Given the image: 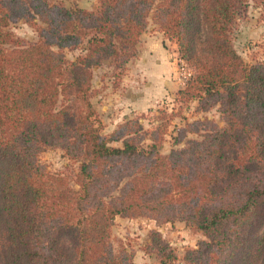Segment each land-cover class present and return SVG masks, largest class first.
I'll use <instances>...</instances> for the list:
<instances>
[{
	"label": "trees",
	"instance_id": "obj_1",
	"mask_svg": "<svg viewBox=\"0 0 264 264\" xmlns=\"http://www.w3.org/2000/svg\"><path fill=\"white\" fill-rule=\"evenodd\" d=\"M263 2L99 0L90 10L0 0V264H135L133 249L114 244L118 217L202 234L184 264H264V62L247 63L234 43L250 5ZM20 20L36 40L10 30ZM151 21L194 70L176 92L179 110L104 133L91 71L109 60L120 80ZM65 49L80 54L70 60ZM190 101L202 112L219 106L225 125L186 122L164 152ZM188 133L198 137L183 143ZM46 146L78 163V188L41 162ZM145 251L179 260L160 230Z\"/></svg>",
	"mask_w": 264,
	"mask_h": 264
},
{
	"label": "rangeland",
	"instance_id": "obj_2",
	"mask_svg": "<svg viewBox=\"0 0 264 264\" xmlns=\"http://www.w3.org/2000/svg\"><path fill=\"white\" fill-rule=\"evenodd\" d=\"M49 1L54 3L63 2L66 5H70L71 3V0ZM78 3L80 6L92 10L98 7L99 0H78ZM10 30L25 40L31 41L37 39V32L35 29L22 20L14 23L10 27ZM145 33L147 36L151 33L149 35L150 37L154 35L155 37L152 38V42H154V44L158 43V47L166 53L165 62L168 64L167 80L169 82L166 93L162 95L152 107L130 117H139V121L143 123L146 128H150L157 121H160L159 118L158 120L156 118L159 109L168 111L179 110L176 92L181 87L185 86L186 81L189 79L190 75L194 73V70L180 58L176 43L168 41L166 45L162 47V44H159L160 41H162L161 35L154 33L152 29H148ZM234 34L235 47L247 63L254 64L257 62H264V2L258 5H250L247 16L238 24ZM149 47L148 41L141 39V44H138L136 56L128 63L124 74L118 81L114 73V67L109 60L104 62L101 66L92 69L91 84L95 91L92 101L98 112L100 126L104 133H111L117 127L113 129L110 126L112 120H109L107 116H105L107 111L103 109V106L105 105V100L107 101L106 96L109 95L113 89L117 91L122 90V93L126 92V84L127 86L132 84V89L145 85L146 81L142 80L143 72L140 70V66L144 63L141 59L147 54L146 51H148ZM154 50L155 46L152 48V52ZM64 53L68 59L72 60L80 54V50L65 49ZM135 79H139L140 83L135 81ZM122 82L124 83L123 88H121ZM197 106L196 101H190L184 105L181 114L174 118L166 136L163 148L164 152H168L174 146V139L172 136L177 134L176 128L183 126L186 122H194L198 119L202 120L208 118L217 121L222 126L225 125V122L221 119L219 106H215L211 110L205 112L197 111ZM125 120L126 118L123 121ZM196 137H198L197 134L188 133L183 143L188 139ZM113 145L119 144L114 143ZM39 157L41 162L45 164L49 170L67 175L71 185L78 188V185L74 181L78 163L69 158L64 149L46 146L44 150L41 151ZM152 230H160L173 248L176 249L179 254V260L176 264H184L183 256L186 250L196 247L199 240L203 238L202 234L188 230L183 222L165 223L158 226L154 220L143 217L135 219L118 217L112 228V238L117 248L124 245L134 250L135 264H160L154 254L145 251V246L149 242V235Z\"/></svg>",
	"mask_w": 264,
	"mask_h": 264
},
{
	"label": "crops",
	"instance_id": "obj_3",
	"mask_svg": "<svg viewBox=\"0 0 264 264\" xmlns=\"http://www.w3.org/2000/svg\"><path fill=\"white\" fill-rule=\"evenodd\" d=\"M148 29H152L154 33H158L162 36V41L159 43L162 44V47L166 45V42L170 41L153 21L150 22ZM150 34L151 33L147 36L146 33H144L142 37V40H147L150 46L148 51H146L147 54L141 59L144 63L140 66V70L143 72L142 80L146 81L145 85L132 89V84L130 86L126 84V92L122 93V90L117 91L113 89L110 94L106 96L107 101L105 100L103 109L107 111L105 116H107L109 120H112L110 126L113 129L125 118H130L134 114L144 112L152 107L159 98L166 93L169 87V82L167 80L168 64L165 62L166 53L158 47V43L154 44V42H152V38L155 36L152 35V37H150ZM154 46L155 50L152 52ZM135 81L140 83L139 79H135ZM123 86L124 83L122 82L121 88H123Z\"/></svg>",
	"mask_w": 264,
	"mask_h": 264
},
{
	"label": "built area",
	"instance_id": "obj_4",
	"mask_svg": "<svg viewBox=\"0 0 264 264\" xmlns=\"http://www.w3.org/2000/svg\"><path fill=\"white\" fill-rule=\"evenodd\" d=\"M183 60V59H182Z\"/></svg>",
	"mask_w": 264,
	"mask_h": 264
}]
</instances>
